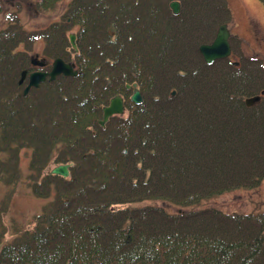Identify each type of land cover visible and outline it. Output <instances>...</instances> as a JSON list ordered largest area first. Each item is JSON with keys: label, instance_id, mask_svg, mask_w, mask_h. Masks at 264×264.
<instances>
[{"label": "trees", "instance_id": "obj_1", "mask_svg": "<svg viewBox=\"0 0 264 264\" xmlns=\"http://www.w3.org/2000/svg\"><path fill=\"white\" fill-rule=\"evenodd\" d=\"M171 1L40 0L67 2L62 19L32 34L0 27V182L23 181L31 149L26 179L48 199L0 264H264V211L205 205L264 181V63L205 61L200 46L231 20L228 0H179V14ZM37 38L78 74L25 95L20 78L36 67L19 47ZM117 95L128 116L101 125ZM51 163H69V177L45 172Z\"/></svg>", "mask_w": 264, "mask_h": 264}, {"label": "rangeland", "instance_id": "obj_2", "mask_svg": "<svg viewBox=\"0 0 264 264\" xmlns=\"http://www.w3.org/2000/svg\"><path fill=\"white\" fill-rule=\"evenodd\" d=\"M39 2L40 0H0V27H6L10 21L16 22L32 34V31H41L42 28L62 19L67 2L60 3L55 10H44L38 5ZM228 5L231 11V20L226 22V24L232 32L230 38L232 46L231 56L239 60L241 55L245 54L246 56L261 58L264 63V2L260 0H228ZM75 32L76 30L68 31L67 35L70 36V34H75ZM44 47V39L37 38L32 41L29 40L25 45L22 43L19 49H28L32 55L30 56L31 64L36 69L48 72L52 69L53 61L44 57ZM33 59L46 64L37 66L33 64ZM30 73H27L22 83V76L20 78L19 83L25 85V88L28 85ZM31 88L37 87L32 86ZM129 90L131 91L129 95L131 97L133 91L132 89ZM124 97L122 96L125 101L126 98ZM128 114L127 106V108L125 107V112L119 116L126 117ZM30 157L31 149L25 148L21 150L20 165L24 176L22 182L16 186L0 182V248L12 240L20 228L24 229L32 226L36 214L42 210L48 201L47 198L34 194L33 189L30 187L31 185L26 179L30 174ZM55 166L57 164L51 163L45 172H50ZM205 205H214L229 212L264 211V181L255 189H232L218 197L212 198Z\"/></svg>", "mask_w": 264, "mask_h": 264}, {"label": "water", "instance_id": "obj_3", "mask_svg": "<svg viewBox=\"0 0 264 264\" xmlns=\"http://www.w3.org/2000/svg\"><path fill=\"white\" fill-rule=\"evenodd\" d=\"M170 7L175 14H179L181 12V3L178 0H174L170 3ZM230 36L231 32L228 28L227 24H223L219 27L217 35L212 43L202 44L200 46V52L203 55L205 61L208 64H212L215 60L220 58L228 57L232 54V48L230 44ZM70 42L74 49H77L76 44V34H70ZM33 64L37 66H44L45 62H40L36 59H33ZM60 74H64L66 76H76L78 74V70L75 69V66L72 63L65 61L63 58L58 57L52 63L51 71L44 72L42 70H36L29 74L28 85L24 90V94H27L30 88L39 87L42 82H44L47 77L49 80L53 81ZM27 72L24 71L22 74V81L25 79ZM127 89L133 88V94L131 95V100L139 104L143 101V96L141 90L138 88L137 83L127 84ZM175 94V91L172 92ZM254 99L248 101L251 103ZM104 114L103 119L101 120V125H105V123L115 114H123L125 112V104L122 96L117 95L110 100L109 105L103 108ZM70 165L69 164H59L51 169L52 174L61 175L64 177L69 176L70 174Z\"/></svg>", "mask_w": 264, "mask_h": 264}]
</instances>
